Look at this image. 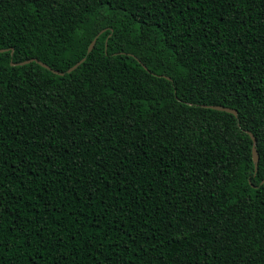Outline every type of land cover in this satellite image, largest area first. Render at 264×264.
Listing matches in <instances>:
<instances>
[{
    "label": "trees",
    "instance_id": "1",
    "mask_svg": "<svg viewBox=\"0 0 264 264\" xmlns=\"http://www.w3.org/2000/svg\"><path fill=\"white\" fill-rule=\"evenodd\" d=\"M0 49V264H264V0H0Z\"/></svg>",
    "mask_w": 264,
    "mask_h": 264
},
{
    "label": "water",
    "instance_id": "2",
    "mask_svg": "<svg viewBox=\"0 0 264 264\" xmlns=\"http://www.w3.org/2000/svg\"><path fill=\"white\" fill-rule=\"evenodd\" d=\"M96 40H97V37H95V39L92 41V43L90 44L89 48H88V52H91L92 49L94 48V45L96 43ZM7 49H0V51H5ZM13 53V52H12ZM38 61L40 64H42L44 67H47L51 70H53L55 73H60V74H63L64 72H60V71H57L55 69H52L49 65H47L46 63L38 60V59H35V58H32V59H28V60H25V61H21V62H18V63H14L12 62V64H26V63H29V62H32V61ZM85 60V57L83 59H81L80 61H78L75 65H73L71 68L68 69V71H72L74 70L75 68H77L83 61ZM207 106V105H206ZM208 107L210 108H215V109H219V110H226V111H229V112H232L234 114H238V111L237 109L235 108H231V107H227V106H223V105H208ZM251 137L253 138V158H254V161H255V165H256V169H257V165H258V161H259V154H258V151H257V148H256V138L254 137L253 133L252 132H249ZM264 182V181H263Z\"/></svg>",
    "mask_w": 264,
    "mask_h": 264
}]
</instances>
